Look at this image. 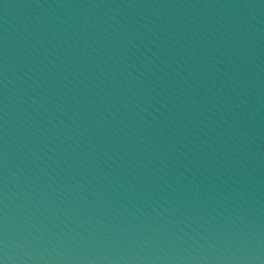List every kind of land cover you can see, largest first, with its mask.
Segmentation results:
<instances>
[{
	"label": "water",
	"instance_id": "water-1",
	"mask_svg": "<svg viewBox=\"0 0 264 264\" xmlns=\"http://www.w3.org/2000/svg\"><path fill=\"white\" fill-rule=\"evenodd\" d=\"M0 264H264V0H0Z\"/></svg>",
	"mask_w": 264,
	"mask_h": 264
}]
</instances>
